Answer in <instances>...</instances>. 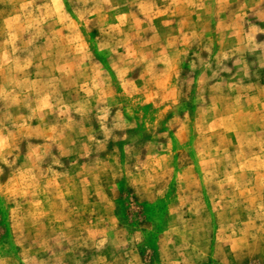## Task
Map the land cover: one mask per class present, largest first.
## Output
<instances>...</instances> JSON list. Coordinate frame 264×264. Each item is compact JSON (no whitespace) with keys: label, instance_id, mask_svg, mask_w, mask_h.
I'll return each mask as SVG.
<instances>
[{"label":"clouds","instance_id":"clouds-1","mask_svg":"<svg viewBox=\"0 0 264 264\" xmlns=\"http://www.w3.org/2000/svg\"><path fill=\"white\" fill-rule=\"evenodd\" d=\"M0 264H264V0H0Z\"/></svg>","mask_w":264,"mask_h":264}]
</instances>
